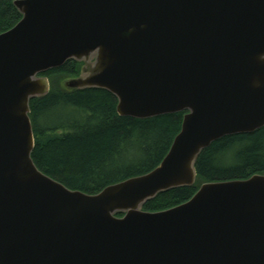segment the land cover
<instances>
[{"label": "water", "instance_id": "1", "mask_svg": "<svg viewBox=\"0 0 264 264\" xmlns=\"http://www.w3.org/2000/svg\"><path fill=\"white\" fill-rule=\"evenodd\" d=\"M0 33V264H264V174L197 183L203 150L264 127V0H15ZM74 60L68 91L104 89L121 116L185 112L148 173L96 194L68 188L32 154L31 101ZM122 214V215H119Z\"/></svg>", "mask_w": 264, "mask_h": 264}, {"label": "trees", "instance_id": "2", "mask_svg": "<svg viewBox=\"0 0 264 264\" xmlns=\"http://www.w3.org/2000/svg\"><path fill=\"white\" fill-rule=\"evenodd\" d=\"M14 1L0 0V33L22 18ZM80 68V63L71 60L45 73L51 91L31 101L32 157L40 170L68 188L96 194L110 184L156 168L181 131L185 112L146 119L121 116L117 97L107 90L68 91L55 86L54 78L77 75ZM196 167L195 185L160 193L144 210L156 212L182 204L204 182L264 174V127L213 142L203 150Z\"/></svg>", "mask_w": 264, "mask_h": 264}, {"label": "rangeland", "instance_id": "3", "mask_svg": "<svg viewBox=\"0 0 264 264\" xmlns=\"http://www.w3.org/2000/svg\"><path fill=\"white\" fill-rule=\"evenodd\" d=\"M67 76L65 75H60L57 78H54V84L56 87H63L62 86V81L66 78Z\"/></svg>", "mask_w": 264, "mask_h": 264}]
</instances>
